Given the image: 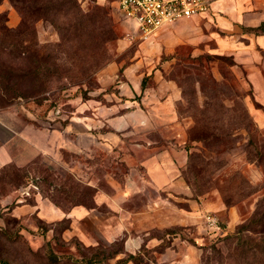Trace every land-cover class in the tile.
<instances>
[{
	"label": "rangeland",
	"instance_id": "374dc122",
	"mask_svg": "<svg viewBox=\"0 0 264 264\" xmlns=\"http://www.w3.org/2000/svg\"><path fill=\"white\" fill-rule=\"evenodd\" d=\"M96 1L107 6L117 33L98 53V60L104 58L100 64L91 72L89 69L88 76L64 82V88L54 79L44 92L9 96V102L0 103V107H16L31 124L57 127L68 142L77 133L71 128H84L75 119L89 121L95 136L89 139L79 136L78 150L64 146L46 160L40 156L24 166L10 163L0 169V227L4 229L3 233L0 231V257L10 264H49L46 243L56 253L89 254L94 248L83 246L71 232L64 234L70 227V218L46 222L35 214L28 219L13 214L11 207L28 195L22 187L35 184L34 179L38 178L36 187L30 185L27 199L38 192L63 209L76 203L91 205L96 186L109 189L108 176L122 182L131 169L135 172L137 158L142 153L135 157L130 143L155 140L160 146L169 143L186 154L180 171L190 188L187 196L191 201L179 195L174 200V219L182 220V215L177 214L180 210L187 223L155 227L152 233L163 236L158 250L163 249L166 232L169 236L173 233L177 242L184 239L190 248V259L182 261L175 256L173 261H157L152 249L143 247L127 264H246L245 260L252 261L249 251L236 249V239L231 235L237 233L238 226L246 222L264 197V50L258 49V60L249 63L242 55L236 57L233 53L218 51V25L205 18L175 20L148 39H142L134 32L133 19L124 22L134 30L123 22L114 0ZM79 2L83 10L93 4L92 0ZM0 4L5 5V9H0L6 13L5 24L18 26L21 15L16 7L10 0H0ZM11 15L16 19L14 23ZM32 21L34 34L26 36L32 54L21 60L7 50L0 58V81L17 83L18 91L25 93L30 92L33 78H17L7 68L19 72L26 68V61L33 62L36 57L46 55L58 62L64 61L67 69L72 67L58 48L60 36L54 26L43 18ZM263 28L261 25L244 27V30L257 33ZM93 57L94 54L90 60L84 54L90 64ZM258 79L263 84L259 85ZM99 108H104L105 113ZM87 114L94 119L81 117ZM136 125L144 128L134 129ZM119 137L128 147L126 153L133 166L123 160L117 144L112 150L102 148L100 141L109 148ZM88 145L94 146V150ZM182 158L176 156V161ZM133 196L128 199L131 206H140L145 200L142 194ZM260 207L264 208V200ZM191 210L193 215L185 213ZM107 211L106 205L97 207L99 216ZM206 213L215 216V227L207 226ZM81 227L89 229L88 240L96 237L98 232L90 220L82 222ZM257 227L248 233L257 238L264 236V224ZM38 234L44 237L36 238L34 235ZM98 244L111 251L122 247V238L110 243L99 239ZM174 247L178 249L176 244ZM123 255L109 258L108 263L114 264Z\"/></svg>",
	"mask_w": 264,
	"mask_h": 264
},
{
	"label": "crops",
	"instance_id": "0c3cea01",
	"mask_svg": "<svg viewBox=\"0 0 264 264\" xmlns=\"http://www.w3.org/2000/svg\"><path fill=\"white\" fill-rule=\"evenodd\" d=\"M0 9H5V5L0 4ZM10 18L14 23L15 17L11 15ZM201 18L218 25L220 31L218 33V51L233 53L236 57L242 55L246 57L242 59L247 63L258 60V49L264 50V28L255 33L244 30V27H256L264 23V0H211V8L208 12L182 20L199 21ZM122 19L123 22L126 20ZM124 23L130 26L127 22ZM130 27L132 30L135 29ZM257 83L263 84L261 79H258ZM99 111L102 114L105 113L104 108H99ZM19 112L20 110L14 106L0 107V168L10 163L24 166L40 156L46 160L50 154L64 146L80 149L77 140L79 136L85 135L88 139L90 137L95 138L94 133L91 132L92 127L88 126L89 121H85L83 118L75 119L77 122H82L84 128L81 130L71 128L72 132L77 133L74 140L70 138L68 142L64 140V135L60 133L61 131L57 127L48 128L31 124L23 113ZM81 117H86L87 120L94 119L88 114ZM77 118L80 117L77 116ZM136 126L134 129L144 128L139 125ZM116 129L120 130L119 127ZM118 140L109 148L106 146L107 143L103 141L100 143L105 150H112L117 144V148L124 155L123 160L130 165V156H128L129 153H126L128 147L122 143L120 137ZM130 144L135 157L142 153L141 157L137 158L135 172L131 169L122 182L108 176L106 183L109 189L96 186L92 197L93 204L76 203L67 209H63L36 192L32 193L33 196L30 199H27L29 194L27 197L19 198L20 202L18 201L19 203L11 207V212L26 219L35 214L46 222L58 221L63 217H68L71 219V224L70 227L66 228L64 234L67 231L75 234L85 245L99 243V239L110 243L122 238L124 251L135 252L143 245L152 249L151 252L155 254L157 261H173L175 256L182 261H188L190 248L187 247L184 239H179L177 242L173 233L169 236V233L166 232V242L162 245L163 249L158 250L157 247L164 240L163 236L152 233L155 227L174 226L176 222L187 223L185 214L183 215L180 210L177 214L182 215V220L174 219L176 195L191 201L187 196L190 194V188L180 171V167L186 160V154H184L183 149H176L169 143L160 146L155 143V140L131 142ZM88 148L94 150V146L88 145ZM130 154L132 155V153ZM176 156H183V158L176 161ZM91 184L94 185V183ZM136 193L142 194L145 200L140 206H131L128 204V199L131 196L134 197L133 195ZM102 204L107 206L108 211L99 216L97 207ZM191 207L195 206L191 204ZM185 213L193 215L194 211ZM158 215L161 218L157 217ZM89 220L98 232L96 237L92 236L90 240H88L89 229L81 227L82 222ZM34 236L36 238L44 237L43 234ZM84 237H87V240ZM175 244L177 250L174 247ZM120 254L123 255L124 253L120 252Z\"/></svg>",
	"mask_w": 264,
	"mask_h": 264
},
{
	"label": "trees",
	"instance_id": "16d2710c",
	"mask_svg": "<svg viewBox=\"0 0 264 264\" xmlns=\"http://www.w3.org/2000/svg\"><path fill=\"white\" fill-rule=\"evenodd\" d=\"M10 1L20 13L21 22L16 27H9L5 24L6 13L0 12V58L2 57V53L6 54L7 50L9 54L12 53L13 56L21 60L26 59L29 54H32L30 50L31 44L28 42L29 39L26 36L29 33L34 34L32 20L43 18L49 21L58 31L60 36V40L57 42L58 48L63 51L64 60L69 62L72 67L71 69H67L64 66V61L58 62L55 58L48 55L36 57L33 62L24 60L26 61V68L20 69L19 72H14L9 67L7 69L15 77L30 76L33 78V81L31 80L29 87L31 89L28 93L18 91L17 83L0 81V103L4 100L6 103L9 102V96H26L44 92V90L50 88L49 83L54 79L58 81L61 88H64V82H71L88 76L92 68L96 67L104 59L98 60V53L102 49H105V45L108 42L117 37L107 6L98 3L96 0H92L93 4L88 10L82 9L79 0ZM261 25L264 26V23L256 26V28H259ZM12 47L13 51L11 50ZM85 53L89 55L90 60L94 54L95 57H93L91 64L84 58ZM143 81L144 79L141 81L142 88L144 87ZM82 93H85V91L83 90ZM190 155L191 153L188 152V157ZM6 166L10 165H4L1 168ZM34 180L35 184H39L38 178ZM263 200L264 197L257 202L255 210L246 222L238 226L237 233L231 235L236 239V249L247 250L252 255V261L245 260L247 261L246 264H260V262H264V236L257 238L248 233V230L258 228L257 226L264 224V208L260 207ZM260 230L263 232V229ZM0 231L3 233L4 229L0 227ZM16 236L14 234V237ZM46 245L49 264H109L108 259L115 258L120 252H123L124 255L117 257L114 264H127L130 259H135L138 254L137 252H140L145 247L142 245L135 252L124 251L123 247L108 251L104 247L98 246V243L83 244L85 247L94 249L89 254L82 252V255L74 256L70 253H56L48 243ZM228 257L230 258V255ZM0 264L10 263L0 257Z\"/></svg>",
	"mask_w": 264,
	"mask_h": 264
},
{
	"label": "built area",
	"instance_id": "2783aa9c",
	"mask_svg": "<svg viewBox=\"0 0 264 264\" xmlns=\"http://www.w3.org/2000/svg\"><path fill=\"white\" fill-rule=\"evenodd\" d=\"M114 2L122 18L135 21L134 32L142 39H148L159 28L175 20L204 14L211 8V0H114ZM30 185L36 187L30 183L22 187L23 192L29 194ZM204 217L209 228L216 226L213 214L206 213Z\"/></svg>",
	"mask_w": 264,
	"mask_h": 264
}]
</instances>
